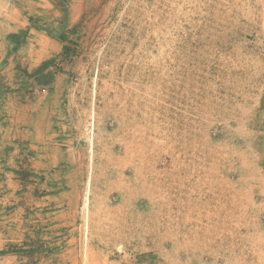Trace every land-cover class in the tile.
Returning a JSON list of instances; mask_svg holds the SVG:
<instances>
[{
    "label": "rangeland",
    "instance_id": "rangeland-1",
    "mask_svg": "<svg viewBox=\"0 0 264 264\" xmlns=\"http://www.w3.org/2000/svg\"><path fill=\"white\" fill-rule=\"evenodd\" d=\"M0 264H264V0H0Z\"/></svg>",
    "mask_w": 264,
    "mask_h": 264
}]
</instances>
